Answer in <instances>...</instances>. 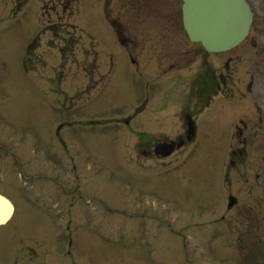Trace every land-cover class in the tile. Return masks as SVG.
Returning a JSON list of instances; mask_svg holds the SVG:
<instances>
[{
    "label": "rangeland",
    "instance_id": "rangeland-1",
    "mask_svg": "<svg viewBox=\"0 0 264 264\" xmlns=\"http://www.w3.org/2000/svg\"><path fill=\"white\" fill-rule=\"evenodd\" d=\"M253 7L254 10V21L252 28L250 30V33L248 37L246 38L248 41V44H256L254 48L250 49V53L246 50V44H243L241 47L236 48L235 50L230 52V55L235 56L236 54L240 55L242 58L244 55V51L246 54L250 55H256L260 59V55L264 54V0H248ZM64 0H0V38L4 36L3 32V26L4 21L2 18H5L9 15V12H11L13 9L19 10L17 18L19 19V22L23 21H29V18L26 16L27 14H30V19L32 26L36 23L35 18V11L37 12V16L40 15L38 23H41L38 27V30L35 28H32V26L28 27H22L18 26L17 28H14L13 30L7 32L5 34V37L2 42H0V66H3V61L6 66V71L10 70L9 74L7 73H1L0 74V81L3 83H6L7 93L3 103L2 107L4 108L3 111L5 113L2 114L0 111V144H2L3 147L10 149L12 152L15 153L16 157L19 158L20 164L22 163L23 167L25 168L24 171L26 172V175H28L30 172L38 173V174H44L48 175L47 171H49V159L48 156L45 155H38V150L36 148H39L41 144L45 146V149H48L49 146L53 143L55 138L46 137V135H37L36 133L42 134L44 133L43 127L45 125H39L37 120V113L39 112L37 110L36 102L32 99L33 95L35 98L38 92L43 93L44 90H47V86L49 84V77H52L56 74V69L53 68V70L47 69V66H50L51 64L40 63L38 65V68L31 69L34 64L31 57V52L26 53V51H23L25 46L29 41H31L30 34L33 33L36 35L38 33L39 36V49L37 48L36 53H39L40 55L46 53L45 58L49 60L50 62L56 64L64 63L65 66H68V68L71 70L72 65H68L69 56L66 54L67 50V39H61L60 42L57 44L55 39L53 37V32L51 30H57L56 24L58 22L60 23H69L67 27H64L62 29L66 34H75L78 33L77 25L72 22L70 19V15L74 13L73 6L64 7ZM45 4V5H44ZM26 7H29L27 9ZM16 11V12H17ZM43 14V15H42ZM20 15L22 17H20ZM69 19L71 20L69 22ZM95 18L93 16H80L77 18V23H79L81 26L84 25L85 27L93 28V22ZM8 22V21H7ZM10 23V22H9ZM24 25V24H23ZM63 26V25H62ZM8 27V26H4ZM45 29V30H44ZM50 30V31H49ZM109 32L110 29H107ZM64 35V33H63ZM67 36V35H66ZM146 36V35H144ZM66 38V37H65ZM141 38V37H139ZM136 40V39H135ZM94 41H97V38H94ZM151 40H149L150 42ZM41 42L43 45H41ZM46 44H49L46 46ZM59 48H62L63 50L61 53H58ZM74 48V47H73ZM244 50V51H243ZM87 51L89 53L92 52L91 48L88 47ZM24 55V60H26L25 64H18L19 58H17V53ZM81 54L84 51H80ZM34 53V52H33ZM64 59V62L60 61V59ZM41 59V58H40ZM91 56L88 58L90 61ZM42 60V59H41ZM76 63L82 64V58L76 57L75 59ZM16 63V70L21 75H15L16 78V84L11 78V74L14 72V67ZM23 63V61H22ZM237 66V61L231 60L228 62V70H225V79H229L234 85H235V78L236 75L233 73L234 68ZM62 70H64L65 73H67V68H64V66H60ZM75 67V65H74ZM76 67L75 71L76 73H79L81 70L84 69V67ZM204 68V67H202ZM258 68H260V71H262L261 74L256 76L255 78H251L250 80L245 77H242L245 79V82L251 86H248L247 89L251 90L252 92H256L261 99L259 100V103L264 104V58L261 59V63L258 65ZM262 68V69H261ZM27 69V70H25ZM195 72V69L192 68ZM58 70V69H57ZM90 73L88 76L91 78V82H94V76L91 75L94 71L93 67L90 69ZM193 71L191 74L194 73ZM221 73L224 74L222 71V65L220 67L215 68L211 72H205L204 78H201V75H199L200 81L204 82L205 80H209L213 82V78L218 81V83L222 84L223 90H220V93L224 92L229 93L232 89V85H227V83H222L221 80L218 79V74ZM189 74V75H191ZM233 75V77H232ZM13 76V74H12ZM14 77V76H13ZM71 77V75H69ZM197 78V79H198ZM212 78V79H211ZM211 79V80H210ZM223 80V79H222ZM38 81L40 84H37ZM192 77L189 81H183L184 83L187 82L190 85L189 92V98H193L194 94L192 92ZM213 82V83H216ZM252 82V84L250 83ZM151 85H153L151 83ZM239 87L240 84H237ZM202 87L200 89L202 90ZM15 88V89H14ZM195 89V87H194ZM116 94L119 95L118 97L114 98L113 103H118L121 101L122 97L124 96L123 93L120 94V91L117 90ZM186 97V96H185ZM184 97V98H185ZM184 98L182 100V109L188 110L189 112H193L194 116H197L196 119L198 121L199 127L202 130L203 133L208 130L209 127V134L207 137L203 140H199L197 144L195 145L203 159H200L198 162L197 170L198 173V179L197 183L203 182L206 187L204 189V194L207 195L210 198H216V195L221 190V184L219 181L211 178V174L215 173L217 163H218V157L222 154L223 146L225 144V131L227 130L228 126L239 116L240 112L239 109L242 105L250 104L252 101L251 99H241L239 97H234L232 99H219L217 100L213 106L210 112H208V121L204 122L202 115L206 111L203 110V102L205 101V95L202 92L201 93V100L200 104H198V108L200 109L198 114H196L197 109H194V107H188L184 103ZM171 100V109H177L179 106V100L173 99V97L170 96ZM193 105L194 101L193 99L190 101ZM181 107V106H180ZM264 107V105H263ZM170 120V117H168ZM151 114L146 115V121L145 123L151 124ZM210 122V123H209ZM45 123L49 124V122L46 121ZM206 123H209V126H206ZM51 125V123H50ZM180 124L177 122L175 127H178ZM173 127V131L176 130V128ZM49 129V127H48ZM47 133V132H46ZM50 133L52 134V127ZM20 134L23 135V138H19ZM201 138V133L200 136ZM146 138H156V136L146 137ZM20 139H23L22 142ZM43 139V140H41ZM46 140V141H45ZM44 141V142H42ZM197 141V139H196ZM87 142V139H86ZM56 143H58L56 141ZM88 144V143H87ZM92 145V144H89ZM94 145V144H93ZM42 146V145H41ZM113 143L108 144V148L111 150L113 148ZM2 147V148H3ZM32 149H36L35 152L32 151ZM55 152L56 156H59L58 150L53 147L51 149ZM130 150L133 153L139 154L133 149L130 148ZM32 151V152H31ZM188 152L189 155V148L186 150V154ZM3 149L0 150V183H2L5 187H11L12 189L18 191L15 193L16 201L23 202L20 203V205L23 206L25 209L24 211H27V214L31 216L37 211H32L31 208L35 206V208H39L42 210L40 212L42 216L49 215L46 210H50L48 208V203L46 199L47 189H48V182L44 180V182L41 183H26L25 185L20 181L21 177L20 175V169L15 165V160L11 157L4 156ZM7 154V153H5ZM100 156H104L105 159V152H101ZM180 153H177L173 155L171 158L168 159L167 163L170 161L172 162V166L177 164L178 159L180 158ZM208 160V161H207ZM108 161V160H107ZM211 161V162H209ZM144 165L141 168H138L135 165L133 166L132 163L128 166V168H119V173H127L128 178L138 176L139 181L138 183L142 184V189L138 192H136L135 199H132L129 201L128 197L122 201V199L118 196L119 192L125 191V186L127 185V178L123 180L116 181L113 178H109V181H107V178L104 179L102 183L95 182L92 178L90 179V176H88L87 180V190H99L100 187H109L108 190L102 194V197L106 200L111 199L116 204L111 213H107L103 210V207H100L99 204H88L86 206V213L81 212V219L85 220V224H87V219H90L92 222L94 220L99 221V228L102 230V232L107 231H127L129 224L127 220V216L130 213H134L135 215L145 214L148 218H154L156 216H164L163 212H165V216L167 219L174 220L175 217H178V210L176 208V204L172 203V198L169 197L170 195V189L173 192H178L185 194L191 186H193V190L195 192V179L193 182L192 179V173H189L191 170V165H188L187 172L188 174H182L179 177V184L177 183L176 178H168L167 176L163 179L162 184H158L156 182V179L161 178L163 176V172H165L168 175H173L176 171V166L173 168L169 167H162L158 171L153 166H150L149 164H146V160H144ZM33 164V167L31 165ZM29 171V172H27ZM105 168H103V173L105 174ZM219 172V169H218ZM28 173V174H27ZM57 173V169L54 171V174ZM151 173L152 176H149ZM22 180V179H21ZM114 181V182H111ZM25 183V182H24ZM193 183V184H192ZM22 186V191L17 190L20 189ZM243 187L250 192L249 197L253 198L254 195L257 192V187L255 184H252L251 186L243 185ZM233 188V184H232ZM1 189V187H0ZM105 190V189H104ZM113 192V194H112ZM128 194H130L128 192ZM142 197V202L139 201V198ZM48 198V197H47ZM245 200V199H244ZM61 195L58 199L53 200V205L56 203H59L58 207H61L63 210H65L61 205ZM244 202V201H243ZM242 202V203H243ZM205 202L191 200L188 202H183L180 206L182 212L185 216L191 217L193 215V211L191 209L197 207V206H205ZM109 205V204H108ZM243 205V204H242ZM241 205V208H242ZM32 206V207H30ZM97 207V209L95 208ZM110 207V206H109ZM60 209V211L62 210ZM117 211H119V214ZM207 216L200 219L198 218V221L195 225V227L192 229V233H194V236H192V239H184L182 243H184L186 246L183 245V250H181L180 247H178L177 243H174V239L169 236V233L166 231L164 227H160L162 225H155L154 223H150L147 221L137 223L140 224V226L143 229H148V236H144V241L149 242L151 239V235L153 237V246L151 247L150 251L152 254H160V257L163 256L167 257L168 261L173 260V264H186L187 261H185L184 253L187 251L189 253L188 258L190 260H193L195 258L197 264H234L232 257L235 256L234 250L235 248H238V244L241 243L240 241H236V246L234 244L235 238L238 237L239 234L237 232L243 234L244 228L241 222V219L234 218L232 215V224L227 227V232L223 235H219V238L211 239L212 243H206L207 247H211V250L208 248L205 249V257L202 256V250L199 251L198 255L197 250L201 249V241L204 238L202 237V224L208 223L214 220L219 213L215 214L211 210L207 212ZM239 214V213H238ZM237 214V215H238ZM73 215H76L75 213ZM197 214L194 213V216ZM49 217V216H48ZM236 217V216H235ZM44 220L48 221L45 222L44 226L41 229H44L45 231H49L52 238L49 236V240H45L43 242V239H31L32 241H35L33 243V247L38 248L45 247V249L52 250L53 253L56 252L55 248L59 247V244L61 243V247L58 248V253L63 250L67 249V238L73 234L74 236L77 232V238H76V256L74 259L72 258H65L61 261H57L55 258H51L50 264H105L109 261L108 256L105 252H103V248L105 247L106 243H111L113 238H106L99 240L95 237H90V234L81 232V231H87V228L85 229L84 223L78 222L79 224L75 225L73 228L70 227L68 230H66V225L63 223L65 220L58 219L55 216H50L48 218H44ZM183 221H186L188 219L182 218ZM196 219V218H194ZM20 219H16L14 222H20ZM49 221L52 223V226L49 225ZM77 222V221H76ZM219 224L223 228L225 227V223L219 221ZM31 221H28V225L30 226ZM133 226V225H132ZM247 228V227H246ZM130 230V229H129ZM128 230V232H129ZM255 231L256 229L253 228ZM206 232L208 230H205ZM205 232V233H206ZM0 231V235H1ZM48 233V235H49ZM69 233V234H68ZM17 234V233H16ZM114 234V233H113ZM112 234V235H113ZM46 233L42 235V237H46ZM5 237V236H3ZM61 240H60V239ZM155 238V239H154ZM248 239H245L248 243L253 242L257 245L255 241V237L253 235L248 236ZM260 239L261 246L264 248V234ZM41 240V241H39ZM103 240V242H102ZM198 242V247H194V244ZM105 243V244H104ZM181 243V244H182ZM147 244V243H146ZM26 243L24 244V246ZM72 245H73V239H72ZM109 246V245H108ZM228 246V247H227ZM136 248L137 251L140 250V246H133ZM0 248H4V244L2 243L0 245ZM15 248V244H14ZM145 250H150L147 246H144ZM221 249V253L226 254L224 258H220L218 261L215 259V254L213 251H217L218 249ZM177 250V253H175V250ZM128 250V248H119L117 250V253H124ZM157 250L159 252H157ZM232 250V251H231ZM44 249H39L38 252H40L39 256L42 257L41 253L44 252ZM231 251V252H230ZM245 251V250H244ZM8 253V252H5ZM116 253V254H117ZM134 252H130V254H133ZM153 254V255H154ZM171 254L172 256H169ZM134 255V254H133ZM232 255V257H231ZM52 256V255H51ZM136 256V255H135ZM132 255H128V257L124 256V254L119 255V259L116 262V264H148L147 261L143 258L146 257L149 259L148 254L143 255L142 258L135 257ZM100 257V260H98ZM129 257H131L129 259ZM44 258V257H42ZM12 256L8 259L7 262L13 261ZM26 260V259H24ZM253 262V263H252ZM14 263L16 264H25L21 261H19L17 258H15ZM238 264H264V249L262 251L261 256L259 254L255 255H245L244 259L241 261L238 260Z\"/></svg>",
    "mask_w": 264,
    "mask_h": 264
},
{
    "label": "water",
    "instance_id": "water-1",
    "mask_svg": "<svg viewBox=\"0 0 264 264\" xmlns=\"http://www.w3.org/2000/svg\"><path fill=\"white\" fill-rule=\"evenodd\" d=\"M192 39L209 50H223L241 39L250 23L244 0H184Z\"/></svg>",
    "mask_w": 264,
    "mask_h": 264
}]
</instances>
